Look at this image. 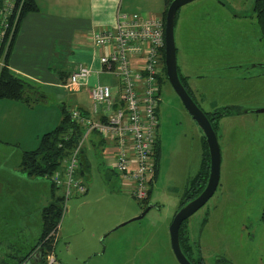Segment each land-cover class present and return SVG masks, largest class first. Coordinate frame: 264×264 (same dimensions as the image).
<instances>
[{
	"label": "rangeland",
	"instance_id": "374dc122",
	"mask_svg": "<svg viewBox=\"0 0 264 264\" xmlns=\"http://www.w3.org/2000/svg\"><path fill=\"white\" fill-rule=\"evenodd\" d=\"M254 1L193 0L179 7L175 16L177 66L195 101L207 112L238 106L217 121L221 166L216 191L189 219L192 236L200 229L203 216H211L210 221L214 222L207 230L213 241L208 233L201 235L202 255L209 263L225 256L227 264H264V112L237 111L264 107V71L257 65L264 64V37L252 10ZM63 89L67 108L74 106L71 102L76 98L88 104L85 94L76 93L79 88ZM0 116V139L6 142L0 141V146L8 149L16 144L24 148L39 142L58 125L61 109L53 96L48 105L38 103L36 98L18 103L6 98L0 101ZM157 117V135L164 155L159 161V176L152 183L151 201L160 208H152L143 218L117 227L139 215L144 203L133 198L129 191L117 186L112 189L113 178H107L108 171L103 166L101 173L90 168L96 191L100 192L98 196L108 203L104 208L87 206L81 204L84 195L64 201L67 211L59 222V240L53 248L58 260L80 264L97 252L92 254L90 264H179L170 251L168 230L183 189L200 169L203 132L167 79L160 85ZM89 139L88 136L82 153L93 159L95 153ZM13 158L19 161L15 155ZM101 161L104 158L97 153L95 166ZM12 177L28 202L33 204L29 196L47 200L42 204L53 199L46 176H33L36 182L26 184L21 183V178ZM82 177L90 185L91 177ZM55 193L61 196L63 190L55 189ZM5 203L0 202V208ZM7 204L5 207L9 206L10 211L0 209V264L2 259L9 260L7 246L20 250L18 255L25 254L29 250L26 244L41 230L34 231L38 220L18 221V213L22 211L20 196ZM105 218L113 224L119 218L124 220L95 233ZM25 223L31 225L33 233L26 231ZM105 242L107 252L101 255ZM207 242L210 244L205 245Z\"/></svg>",
	"mask_w": 264,
	"mask_h": 264
},
{
	"label": "built area",
	"instance_id": "2783aa9c",
	"mask_svg": "<svg viewBox=\"0 0 264 264\" xmlns=\"http://www.w3.org/2000/svg\"><path fill=\"white\" fill-rule=\"evenodd\" d=\"M18 13L14 0L0 1V44L6 36L10 41ZM91 38L93 46L105 48V53L98 56L100 70L113 76L116 85H89L87 79L92 69L82 65L61 83L74 90L88 87L92 111L99 114V118L82 115L75 107L69 108L73 121L84 127V133L62 160L60 170L48 177L57 189L63 190V202L75 193L83 194L86 186L77 169L88 134L96 132L107 142L108 157H112L108 164L110 169L127 181L121 188L142 201L150 190L153 147L157 140L159 77H163L165 67L163 17L117 10L114 23L95 30ZM50 235L55 238L53 231ZM42 264L65 263L56 258L52 248L44 255Z\"/></svg>",
	"mask_w": 264,
	"mask_h": 264
},
{
	"label": "crops",
	"instance_id": "0c3cea01",
	"mask_svg": "<svg viewBox=\"0 0 264 264\" xmlns=\"http://www.w3.org/2000/svg\"><path fill=\"white\" fill-rule=\"evenodd\" d=\"M36 10L28 12L24 15L20 23V28L14 38V43L6 60L9 72L17 77L32 89H27L26 94L36 98V101L43 105H48L49 98L53 96L57 103L61 106H66V94L61 83L66 80L68 75L75 71L79 65L87 66L92 69V74L88 77L89 85L93 84H110L115 87L116 79L100 70L98 56L105 53V48L93 46L91 34L95 30L103 27L111 26L115 21L117 10L141 14L159 15L162 16L166 10L165 0H34ZM84 88V90L82 89ZM36 91V92H35ZM35 95H32L33 93ZM114 92V91H113ZM76 93L87 96L88 104L78 100L77 98L71 102L73 107L85 116L99 118V114L93 113V106L88 95V87L82 86ZM4 100V99H0ZM6 100V99H5ZM9 100V99H8ZM19 102L20 100H14ZM21 102H24L21 100ZM71 108V107H69ZM68 108V109H69ZM1 117V116H0ZM62 118V112L61 117ZM51 131V130H48ZM47 131V132H48ZM93 132L89 134V144L94 149L95 156L101 154L104 161H101L98 166H95V156L93 159L88 158L83 153L81 154L80 167L78 175L85 176L87 179L90 176V168H95L101 173V167L107 172V178L112 179V189L116 186L121 188L122 184H127V181L122 180L118 174L114 173L109 167V162L112 157H108L109 149L107 142L104 141L99 134L96 138ZM1 142H4L0 139ZM37 144L36 147H34ZM24 148H19L16 144H11L10 148L0 146V202H15V199L20 196L22 210L18 213V221L38 220L37 228L41 229L42 210L56 197L55 189L51 182L52 200H41L40 198H32V202H28L26 194L19 190V186L13 179L12 175L21 178V183L26 184V181L36 182L33 176L27 175L19 168L21 157L24 151L34 150L38 147L39 142ZM34 147V148H33ZM26 148V149H25ZM25 149V150H24ZM20 150V151H18ZM99 151V152H98ZM4 152H7L5 154ZM103 152V154H102ZM15 155L18 160H14ZM18 161V162H17ZM82 172L80 173V169ZM60 170V169H59ZM105 172V173H106ZM115 174V175H114ZM80 176L83 180V177ZM84 182V181H83ZM86 191L83 194L75 193L73 196L84 195L81 200L87 206L95 205L98 208H104L107 201L99 197L96 191L94 179L90 180V185L84 183ZM61 189V188H58ZM15 191V192H14ZM10 195L9 199L7 197ZM25 196V197H24ZM62 196V195H61ZM106 200V199H105ZM7 203L0 209L10 211ZM33 205H36L33 207ZM33 207V208H32ZM124 218H119L114 224L123 221ZM29 222V221H28ZM40 224V225H39ZM111 220L105 218L103 223L98 227L95 233L105 230L110 225H114ZM26 231L33 233V228L29 223H25ZM25 231V230H24ZM41 230L38 236H35L31 243H27L28 252L18 255L19 251L16 247L7 246L6 255L8 262H15V257H24L30 253L36 246ZM97 237V236H96ZM95 236L93 237V239ZM96 247V243L94 244ZM35 251V250H34ZM30 253L29 255H31ZM28 258V257H27ZM30 258V256H29ZM31 264H37L36 259H30ZM7 261L1 260L2 264H7Z\"/></svg>",
	"mask_w": 264,
	"mask_h": 264
},
{
	"label": "trees",
	"instance_id": "16d2710c",
	"mask_svg": "<svg viewBox=\"0 0 264 264\" xmlns=\"http://www.w3.org/2000/svg\"><path fill=\"white\" fill-rule=\"evenodd\" d=\"M1 1V0H0ZM171 0H165L166 8ZM16 7L19 8V15L17 18L16 25L14 27L13 35L8 42L7 36L5 40L0 44V57H2V66L0 67V99H12V100H22L29 101L33 96H23L26 94L27 89H32L30 85H27L25 81L14 77L9 72L7 67V58L8 54L12 49L14 38L20 28L21 20L24 15L28 12L35 11L36 5L34 0H14ZM253 8L256 10L257 24L261 30V34L264 37V0H255L253 4ZM166 11V10H165ZM165 11L162 15L163 21H165ZM164 54V52H163ZM178 76L181 83L184 85L187 92L190 94L191 91L188 85L185 82V78L180 74L177 66ZM164 79L166 80V72L165 67L163 71V77H159V85L163 83ZM36 92V91H35ZM32 95H35L36 93ZM196 102V101H195ZM199 105V104H198ZM233 107V109H231ZM231 110H236L235 106H223L221 108H217L210 112H205L212 128L216 132L217 138V121L220 120L222 116L229 115L228 113ZM158 111V109H157ZM62 118L58 125L51 131L46 132L40 139L39 145L34 150L24 151L21 157V161L19 164V168L25 172L29 176L36 175H44L48 176L52 174L54 171L61 168L62 160L70 153V151L75 147L79 139L82 137L84 133V127L76 124L69 112V109L66 106H61ZM240 113L241 110L239 111ZM93 133V132H92ZM89 136V134H88ZM202 145L204 147V152L202 153L200 169L192 177L188 184L185 186L183 198L186 197L194 198L197 196L203 187L206 184L209 172V153L208 147L205 142V137H202ZM160 142L158 138L153 147V154L156 161V171L158 172V164H159V156H160ZM82 154V151H81ZM81 156V155H80ZM80 163V160H79ZM82 172V168L80 169V173ZM77 173H79V168L77 169ZM157 174V173H156ZM63 202L62 196H56L54 200H52L47 206H45L42 210V220H41V233L36 244L37 247L41 246L40 249L43 250L45 244L47 243V249H52V236L50 235L53 228L59 221L61 216V203ZM185 228V226H184ZM188 232V231H187ZM187 232L182 234L181 239L186 242L188 236ZM46 238H50V240L46 241ZM35 246V247H36ZM41 253V250H39ZM42 253H44L42 251ZM41 253V254H42ZM30 254V253H29ZM29 254L23 257L26 259ZM43 260L40 258L39 264H42ZM16 264V263H15ZM19 264V263H17Z\"/></svg>",
	"mask_w": 264,
	"mask_h": 264
},
{
	"label": "water",
	"instance_id": "95a60500",
	"mask_svg": "<svg viewBox=\"0 0 264 264\" xmlns=\"http://www.w3.org/2000/svg\"><path fill=\"white\" fill-rule=\"evenodd\" d=\"M191 1L193 0H171L166 8L164 21V66L167 81L169 82L176 95L179 97L186 111L189 113V115L196 122L200 130L203 132V136L205 137V142L207 144L209 153V172L205 186L195 198L189 200L180 209H178L169 226L170 246L173 255L175 256V259L179 264L192 263L181 251L177 234L178 227L183 220H185L191 214L197 211L200 207L204 205L207 200L212 197L219 183L221 166V151L216 132L212 128L205 112L193 100V98L185 89L184 85L181 83L177 71L176 46L174 37L175 16L179 7ZM257 65L259 67H264V64ZM241 112L262 113L264 112V107L242 109ZM149 208L150 207L148 206L145 211H147ZM144 214L145 212L137 215L129 221L120 223L117 227L122 226L130 222L131 220L141 219Z\"/></svg>",
	"mask_w": 264,
	"mask_h": 264
},
{
	"label": "flooded vegetation",
	"instance_id": "af4514ba",
	"mask_svg": "<svg viewBox=\"0 0 264 264\" xmlns=\"http://www.w3.org/2000/svg\"><path fill=\"white\" fill-rule=\"evenodd\" d=\"M253 10V12L255 13V17H256V10L253 8L252 9ZM256 23H257V17H256ZM258 25V24H257ZM247 68V70H248V72H249V69H248V67H246ZM246 68H245V70H246ZM260 68H262V70L264 71V67H260ZM189 87V86H188ZM190 89V88H189ZM190 91H191V89H190ZM191 94H192V92H191ZM193 96V95H192ZM193 98V97H192ZM193 100L195 101V99L193 98ZM197 103V102H196ZM198 104V103H197ZM199 107L200 108H202L200 105H199ZM235 107L237 108L238 106L237 105H235ZM245 109V108H244ZM247 109V108H246ZM202 110L204 111V112H207V111H205L203 108H202ZM241 109L240 108H238L237 109V111H240ZM157 138H158V141L160 142V136H158L157 135ZM160 146H161V144H160ZM102 154H103V152H102ZM163 155H164V149L162 148V146H161V148H160V156H159V161L161 160V158L163 157ZM153 161H154V166H153V173H152V179H151V185H150V190H149V193H148V195H147V198L145 199V200H142V201H140V202H142V203H144L143 204V206H142V212L141 213H143V212H145V214L142 216V218L147 214V212L150 210V209H152V208H160V206H158V204H157V202H153L152 203V201H151V195H152V183L153 182H155V180L158 178V176H159V164H158V172L156 171V161H155V157H153ZM157 173V174H156ZM219 181H220V178H219ZM185 189V188H184ZM184 189H183V191H182V195H181V198H180V200H179V203H178V205L176 206V208L174 209V212H173V216H172V219H173V217H174V215H175V213L178 211V209H180L184 204H186L189 200H191V199H193V198H189V199H187L186 197H182L183 196V193H184ZM196 197V196H195ZM194 197V198H195ZM151 201V202H150ZM208 201V200H207ZM206 201V202H207ZM205 202V203H206ZM150 203V204H149ZM205 203H204V205H205ZM203 205V206H204ZM150 207L147 211H145L146 210V208L147 207ZM202 206V207H203ZM202 207H200V208H202ZM199 208V209H200ZM198 209V210H199ZM197 210V211H198ZM65 211H67V206H66V203H64V202H62L61 203V216H60V218H59V221H58V223L56 224V226L53 228V232H54V237L55 238H52V240H53V242H52V247L54 248L55 247V244H56V242L59 240V230H60V220H61V217L63 216V214L65 213ZM197 211H195L193 214H191L188 218H186L185 220H183L181 223H180V225H179V227H178V232H177V234H178V240H179V245H180V248H181V251L184 253V255L187 257V259L192 263V264H227V260H226V257L224 256V257H217L216 259H213V262L212 263H209L208 261H207V258H206V256L205 255H202V248H203V242H204V239H203V237L201 236V235H204V233H208V238L209 239H211V234L207 231L208 230V226L210 225H212L214 222H211L210 220H211V216H203V218H202V221H201V227H200V229L198 230V232H197V234L195 233V236L193 235L192 236V234H190V232H189V230L191 231V229H193V225L191 224V221H189V219H190V217L192 216V215H194ZM140 213V214H141ZM136 217V216H135ZM134 218V217H133ZM132 219V218H131ZM130 219H128L127 221H129ZM138 220V219H137ZM131 221H134V220H131ZM130 221V222H131ZM124 222H126V221H124ZM171 222H172V220H171ZM171 222H170V224H171ZM210 222H211V224H210ZM123 223V222H122ZM129 223V222H128ZM127 224V223H126ZM125 225V224H124ZM123 226V225H122ZM170 226V225H169ZM184 226H185V228H184ZM51 231V232H52ZM188 231V232H187ZM168 232H169V230H168ZM185 232H187V236H188V238H187V240H186V242L185 241H183L182 239H181V237H182V234L183 233H185ZM47 240H50V238H46V241ZM169 240H170V233H169ZM211 241H213L212 239H211ZM101 242H103V239H102V241ZM103 244V243H102ZM210 243L209 242H207V243H205V245H209ZM105 248H103L102 249V253H101V255H104L105 254V251H106V242H105ZM47 246H48V244L46 243L45 244V247L43 248V250L42 249H40L41 248V246H39V247H37V249L35 250V248L30 252V253H33L32 254V256H30V258L28 257V258H26V259H23L22 257H19V256H17V257H15V260L19 263V264H31V260L30 259H36V261H37V264H39V261H40V258H42V260H43V257H44V255L46 254V253H48L49 252V249H47ZM35 250V251H34ZM39 250H41V253H42V251L44 252V253H40V251ZM170 251L172 252V249H171V246H170ZM219 251V250H218ZM107 252V251H106ZM222 252V251H221ZM99 253V252H98ZM93 255H96L97 254V252H95V253H92ZM92 254H90V256L88 257V259H85L84 261H82L80 264H90V260H92V258H94V256L92 255ZM172 254H173V252H172ZM175 257V256H174ZM60 261V260H59ZM62 263H65V262H62ZM7 264H15V262L13 263V262H8L7 261ZM65 264H67V263H65Z\"/></svg>",
	"mask_w": 264,
	"mask_h": 264
}]
</instances>
